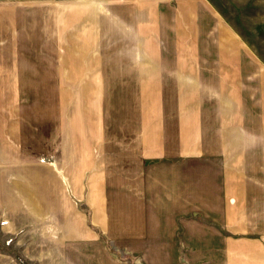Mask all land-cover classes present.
<instances>
[{"label":"crops","instance_id":"obj_1","mask_svg":"<svg viewBox=\"0 0 264 264\" xmlns=\"http://www.w3.org/2000/svg\"><path fill=\"white\" fill-rule=\"evenodd\" d=\"M0 7V87L79 74L96 102L81 156L58 92L0 109L1 227L27 260L130 264L101 231L136 264H264V60L229 23L264 22V0L230 18L211 0Z\"/></svg>","mask_w":264,"mask_h":264},{"label":"rangeland","instance_id":"obj_2","mask_svg":"<svg viewBox=\"0 0 264 264\" xmlns=\"http://www.w3.org/2000/svg\"><path fill=\"white\" fill-rule=\"evenodd\" d=\"M259 0H211V2L226 16H237L239 17V14L241 13L244 4H252L257 3ZM263 2V0H260ZM0 7V16H1V9ZM257 11L250 9V13ZM238 13V14H237ZM250 17H254V14H250ZM253 20V19H252ZM249 20L244 22L243 20H240L239 18L234 20L230 19L229 23L232 25V27L238 31L239 33L245 32L247 37L252 40L253 47L258 51L257 54L264 60V22L256 21L254 19L253 21ZM2 29V25L0 24V30ZM1 48V47H0ZM7 53L1 54L0 53V61L2 56L6 57L7 59L10 57L9 62L12 61V53H10L9 56H7ZM26 61L29 60L26 58ZM13 80V79H12ZM69 83H64V85H61L59 87H50L48 85H38L33 86L29 85V83H23L21 86L13 85V81H11V85L0 87V92L6 93L8 91V94L10 95V102H5L0 100V109L8 107L9 109H23L26 111L34 110V108L37 107L38 109H48L50 106V103H47L45 101H41L39 103H34L33 101V95H42V98L45 96L48 99V96L50 93H57L59 95L58 100V109L63 110L64 112L68 113V117L71 120V124L69 126H72L73 130V138L75 140L74 142V155L81 156L82 155V141L81 137L86 132V136L90 133V129L88 125H91L95 121V112H96V102L91 101L88 99V92L85 90V88L81 85V78L79 74H76L74 78L69 79ZM65 82V81H64ZM57 89V91H55ZM86 91V93H85ZM20 95V101H15L14 98H17V95ZM14 100V101H13ZM43 143V142H42ZM92 144H96V142H92ZM44 145V143H43ZM80 161V159H78ZM80 165L78 164V169H80ZM79 171H76L77 173ZM75 186L78 188V190L82 189V182L80 180V175H75ZM89 215L87 214V217L89 219ZM2 220L0 221V251L7 252L9 255H13V258L19 263V264H36L34 262H31L27 260L23 255L21 254L19 247L14 245V240L12 237H9V235H5L6 232L3 231L2 227ZM101 235H103L110 243L111 248L114 252H116L119 256H125L127 257V260H124L122 258L117 257L114 253L110 252L108 247L106 246L105 242L102 240ZM99 237L102 240L103 244L106 246L108 252L117 258L118 260L128 262L132 264L131 259L136 261L135 256H133L130 253H126L124 251H120L116 249L112 242L99 231Z\"/></svg>","mask_w":264,"mask_h":264},{"label":"trees","instance_id":"obj_3","mask_svg":"<svg viewBox=\"0 0 264 264\" xmlns=\"http://www.w3.org/2000/svg\"><path fill=\"white\" fill-rule=\"evenodd\" d=\"M101 238L105 242V244L108 247V249H109L110 252L114 253L119 258H122L124 260H127V257H125V256H119L116 252L113 251V249L111 248V245H110L109 241L103 235H101ZM130 259H131L132 264H136L132 258H130Z\"/></svg>","mask_w":264,"mask_h":264}]
</instances>
